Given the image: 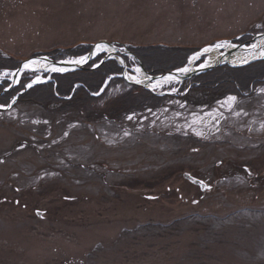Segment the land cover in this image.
I'll use <instances>...</instances> for the list:
<instances>
[{"label":"rangeland","instance_id":"rangeland-1","mask_svg":"<svg viewBox=\"0 0 264 264\" xmlns=\"http://www.w3.org/2000/svg\"><path fill=\"white\" fill-rule=\"evenodd\" d=\"M260 33L264 0H0L1 55L19 64L40 56L71 62L92 49L83 68L110 60L121 67L102 85L113 80L100 111L130 86L172 97L123 119L107 110L94 119L86 105L84 116L67 103L20 98L38 85L55 88L53 74L81 69L26 71L14 81L15 69L1 68L0 264H264V91L209 106L192 85L210 70L152 87L162 74L147 72L128 50L200 49L171 70L178 73L205 48L251 47ZM98 44L115 57L103 61ZM74 45L89 49L45 54ZM256 65L264 68V57L218 67L244 76ZM138 69L147 87L127 80Z\"/></svg>","mask_w":264,"mask_h":264},{"label":"trees","instance_id":"trees-1","mask_svg":"<svg viewBox=\"0 0 264 264\" xmlns=\"http://www.w3.org/2000/svg\"><path fill=\"white\" fill-rule=\"evenodd\" d=\"M88 49L89 46L81 47L74 45L65 48L58 47L52 50L50 49L49 51H46L45 54L50 55L53 59H62L68 56H81L85 53V50ZM128 50L141 61L147 72L152 74H164L184 65L186 58L198 49L186 46L165 48V46L155 44L147 46H132L129 47ZM18 66L19 62L17 60L0 54V69L4 68L13 70ZM89 67L90 64L81 70L70 73L61 75L53 74L52 77L56 80L55 88H53L52 84L38 85L25 92L20 98L21 100L31 101L39 105H44L45 102H51L53 100L54 103L57 104L55 105V108L61 103H67V106L70 105L77 110L79 115L84 116L85 114L83 111L85 113H88V111H82V107L86 105L90 111H95L94 115H91L94 119L101 117L102 112H105V110L109 112V115L111 116L110 119L116 117L123 119V114L125 115L134 111H144V108L161 107L165 99L172 98L171 96L158 97L144 89L130 86L127 91L123 92L124 94L121 95L120 98H110L108 101H105V108H102L103 110L100 111L101 99L105 98L106 95L113 96L112 92H108L109 84L112 85L113 83H111V81L113 80H110L108 85L105 86L100 93L99 91L102 88L105 79L112 74L119 73L121 67L112 60L103 62L95 69H89ZM247 71L248 73L244 76H252L255 73H264V68L258 65H256V67L250 66ZM230 73L235 75L234 71L228 70L226 66L212 69L204 75L197 76L194 83H198L199 86L194 84L192 87L200 90L202 94L206 95V99L208 98L210 101L222 96L226 93L225 90L227 89H231L233 93H236V87L241 85V78L230 76ZM238 75L242 76L240 73H238ZM227 78H231V80ZM250 79L251 78H249V80ZM114 80L119 82L117 78ZM77 83L79 85L74 87ZM206 91L210 93L207 94ZM53 92H55L59 98L55 97ZM63 97L69 98L64 99ZM82 99L86 100V104L81 102ZM121 100H123V102H120ZM2 102L5 101L3 100ZM93 105H95V107H93Z\"/></svg>","mask_w":264,"mask_h":264},{"label":"bare ground","instance_id":"bare-ground-1","mask_svg":"<svg viewBox=\"0 0 264 264\" xmlns=\"http://www.w3.org/2000/svg\"><path fill=\"white\" fill-rule=\"evenodd\" d=\"M224 44V43H223ZM220 47H223L221 50H223V53L219 52L218 47H208L202 50V52H197L194 54V56H190L189 63L187 65V72L180 71L176 75H168L164 76L162 78H158L153 81L152 87H163L164 85H167L168 83H175L178 81H181L182 78L188 74L194 71L193 63L196 60L197 56L203 55L207 53V57L205 58L204 64L201 67H218L221 65H225V63H230L233 66H238L239 64H248L250 62H253L256 59L263 58L264 57V36L257 38L254 45L251 47H241V48H233L231 45H222ZM98 51V49H95V52ZM104 51L108 53L109 55H112L111 57H115L114 49L110 46H105ZM37 57H33L31 61L25 62L21 64L20 71L18 72L16 78L14 81H17L19 77L26 71H33V70H44L51 73H61L64 70H67L68 68L65 67H58V66H52L48 65L43 60H36ZM191 61V63H190ZM34 62V63H30ZM26 63H29L30 66L28 68H25L24 65ZM53 69H60L59 71H53ZM137 78L129 77L126 75L127 80L131 81L133 83H138L143 86L147 87V83L149 81V78L144 76V74L138 69L136 70ZM34 81L33 83H36Z\"/></svg>","mask_w":264,"mask_h":264},{"label":"water","instance_id":"water-1","mask_svg":"<svg viewBox=\"0 0 264 264\" xmlns=\"http://www.w3.org/2000/svg\"><path fill=\"white\" fill-rule=\"evenodd\" d=\"M262 36H264V33L256 34L253 37V41H255L257 38H260ZM241 47L242 46L237 45L234 48L237 49V48H241ZM222 48L223 47H221V49ZM91 55H92V49L89 51V53L86 54V56H84L87 59H86V61L84 63H81V64H75V63H71V62H68V61H52L49 58L42 57V56L37 57L36 60H43V62H46L47 64L52 65V66L65 67V68H68L70 70H74V69H82L83 68V64H85L87 61L90 60ZM109 57H110V55L107 53V56L103 59V61L107 60ZM31 60H32V58H29V59L23 61L21 64H23L25 62H29ZM21 64L18 66V68H16L14 71H12V74H13L12 75V78L13 79L16 78L18 72L20 71ZM139 65H140L141 69L143 70L144 74H147V72L143 69L142 65L140 63H139ZM121 66H122V68L125 67L123 64H121ZM213 68H214V66L213 67H210V68H206V67H195L194 68V71H192L191 74L188 73V74L185 75V78H187V77H189V76H191L193 74H197V73H200V72L209 71V70H211ZM176 74H177L176 71H169V72H166V73L160 75V77H164V76H168V75H176ZM121 76H122V78L124 77L123 73H122ZM182 177L185 180H187L188 182H190L191 184L198 186L203 191L206 190L207 188H209V186L205 182H203L202 180H199V179H197L195 177H192L189 173H183L182 174ZM36 214L39 215L40 212L37 211Z\"/></svg>","mask_w":264,"mask_h":264},{"label":"flooded vegetation","instance_id":"flooded-vegetation-1","mask_svg":"<svg viewBox=\"0 0 264 264\" xmlns=\"http://www.w3.org/2000/svg\"><path fill=\"white\" fill-rule=\"evenodd\" d=\"M230 76L240 77L241 78V81H240L241 85H239V87H236V90H237L236 93H233L231 91V89H227V90H225L226 93H224L220 97H217L218 99L222 100L225 97L234 96V97H237L239 100H242L245 102V101H248L251 99H255L256 93L264 90V73H255L252 76H239L238 74H235V75L231 74ZM249 78H251V79L249 80ZM227 79L231 80V78H227ZM217 84H219V83H217ZM195 85L199 86L198 83H195ZM228 91H231V92H228ZM214 102H216L215 99L211 100L209 103V106L213 105ZM263 175H264V173H263Z\"/></svg>","mask_w":264,"mask_h":264},{"label":"snow or ice","instance_id":"snow-or-ice-1","mask_svg":"<svg viewBox=\"0 0 264 264\" xmlns=\"http://www.w3.org/2000/svg\"><path fill=\"white\" fill-rule=\"evenodd\" d=\"M96 48L98 49V50H104V48H105V45H103V44H98V45H96ZM205 51H207V49H205ZM86 57H81L79 60H73V61H71V63H75V64H81V63H84L85 61H86ZM30 63H34V62H30ZM190 63H191V61H190ZM30 66V64L29 63H26L25 65H24V67L25 68H28ZM60 69H53V71H59ZM181 71H183V72H187L188 71V69L187 68H184V69H181ZM29 87H31V85H29ZM262 91H264V90H262ZM228 100L229 101H234L235 100V97H228ZM129 119H131V117H129Z\"/></svg>","mask_w":264,"mask_h":264}]
</instances>
